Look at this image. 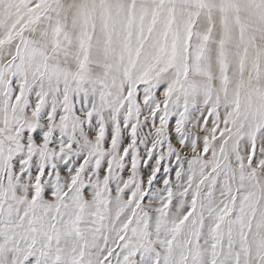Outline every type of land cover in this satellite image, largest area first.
Segmentation results:
<instances>
[{"label":"snow or ice","instance_id":"snow-or-ice-1","mask_svg":"<svg viewBox=\"0 0 264 264\" xmlns=\"http://www.w3.org/2000/svg\"><path fill=\"white\" fill-rule=\"evenodd\" d=\"M0 264H264V0H0Z\"/></svg>","mask_w":264,"mask_h":264}]
</instances>
